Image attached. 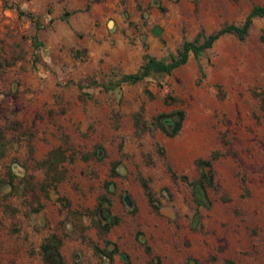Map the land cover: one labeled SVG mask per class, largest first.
<instances>
[{
    "label": "rangeland",
    "instance_id": "374dc122",
    "mask_svg": "<svg viewBox=\"0 0 264 264\" xmlns=\"http://www.w3.org/2000/svg\"><path fill=\"white\" fill-rule=\"evenodd\" d=\"M86 3L0 0V201L14 208L0 206V264H52L38 252L51 235L66 264H264V16L252 19L242 40L224 33L205 49L198 58L203 76L189 54L159 82L119 91L100 86L135 71L143 43L167 58L200 26L207 34L238 24L264 0ZM178 108L184 117L176 135L151 123L156 113L165 121ZM55 148L65 159L44 193L36 162ZM211 150L221 155L211 163L216 186L205 189L206 207L167 166L194 181L195 159ZM101 194L108 202L95 208ZM113 216L118 221L107 232L94 223ZM93 245L116 252L109 259Z\"/></svg>",
    "mask_w": 264,
    "mask_h": 264
},
{
    "label": "trees",
    "instance_id": "16d2710c",
    "mask_svg": "<svg viewBox=\"0 0 264 264\" xmlns=\"http://www.w3.org/2000/svg\"><path fill=\"white\" fill-rule=\"evenodd\" d=\"M88 1L89 0H87V3L85 4V8L88 7ZM17 9L19 10V13L23 14V11L19 9V7H17ZM27 14L34 23L35 31L38 30L40 28V24L37 19L33 17L30 13ZM66 14V11L62 12L59 18L61 20H66ZM262 16H264V3H255L251 5L249 11L247 12L243 20L238 24L226 23L219 27L217 30L207 34L204 33L203 28L200 26L198 31L194 34L191 39L188 40L183 38L179 48L176 49L174 54H169L167 58H157L149 54L147 51L146 44L143 43V52L141 54L142 62L138 65L137 69L133 72L119 74L115 79L109 80L106 83H102L100 84V86L103 90L119 91L121 89L122 84H133L139 81L146 80H156L157 82H159L164 76L169 75L173 69L184 64L189 54H191L193 59L196 61L199 75L203 76L202 67L198 60L201 53L205 49L210 48L213 42L224 33H231L238 39L242 40L247 34L252 19L254 17ZM157 30V27L153 28V33L158 34ZM261 38L264 37L261 36ZM31 39L35 45L39 44L36 39V32L32 34ZM71 53L73 56L80 58L83 55L82 51H80L79 49H72ZM260 105H264V97L262 96L260 97ZM162 116L163 113L159 112L151 118V123L153 124V126L158 128L161 132H163L169 137L176 135L181 127V121L184 117V111L180 108L171 111L170 116L172 118L167 121L161 119ZM155 148L160 154H162V148L156 143ZM5 149L6 143L4 140V136L0 130V159L4 155ZM120 149L121 147L119 146V150ZM220 155L221 154L217 150H211L207 158L195 159L194 166L197 169L199 176L194 181H187V177L183 174L176 175L168 166L167 170L169 171V174L172 178H179L180 180L186 182L189 186H192L193 198L197 204L202 203L206 207H208L209 202L205 197V189H214L216 186L214 182L213 173L210 168L212 161L216 160ZM64 159L65 156L62 150L60 148H55L51 149L43 159L36 162L38 167L41 168L44 173V185L42 184L43 192L45 191L46 187L50 186L53 181L57 180V168L60 162H62ZM69 159L71 160L73 158L70 157ZM116 164V161H112L110 163L108 171L109 175L113 176L116 174ZM6 174L8 177V184L13 188V186L11 185V181L14 176L10 173L9 169L6 170ZM138 180L142 187L148 205L153 211L157 212V206L153 203V197L151 195V192L145 180L140 176V174H138ZM102 202H108V198H106L104 194H101L99 196L95 208H97ZM0 206L3 212L14 211V208L8 203H5L3 200L0 201ZM117 221L118 218L116 216H113L111 221L100 223V221L98 220L94 223L101 232H107L112 225L117 223ZM38 247V252L40 253L41 258L43 260H51L52 264H66L61 258V255L58 250V241L56 238H54V236L51 235L44 238ZM92 248L95 252H105L106 256L109 259H111L112 254L116 252L115 246H113V248L109 251H106V249H99L96 245H93ZM224 264H233V262L230 259H227L224 261Z\"/></svg>",
    "mask_w": 264,
    "mask_h": 264
},
{
    "label": "water",
    "instance_id": "95a60500",
    "mask_svg": "<svg viewBox=\"0 0 264 264\" xmlns=\"http://www.w3.org/2000/svg\"><path fill=\"white\" fill-rule=\"evenodd\" d=\"M153 3H154V0H153ZM123 201H124V203H125L126 205H129V204H130V201H129V198H128L127 195H124V196H123Z\"/></svg>",
    "mask_w": 264,
    "mask_h": 264
},
{
    "label": "flooded vegetation",
    "instance_id": "af4514ba",
    "mask_svg": "<svg viewBox=\"0 0 264 264\" xmlns=\"http://www.w3.org/2000/svg\"><path fill=\"white\" fill-rule=\"evenodd\" d=\"M168 120V119H167ZM167 120H165V121H167Z\"/></svg>",
    "mask_w": 264,
    "mask_h": 264
}]
</instances>
